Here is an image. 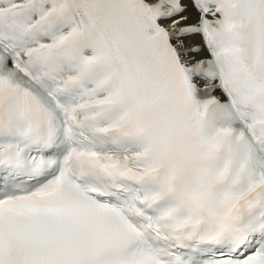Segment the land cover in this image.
Returning a JSON list of instances; mask_svg holds the SVG:
<instances>
[{
  "label": "bare ground",
  "instance_id": "obj_1",
  "mask_svg": "<svg viewBox=\"0 0 264 264\" xmlns=\"http://www.w3.org/2000/svg\"><path fill=\"white\" fill-rule=\"evenodd\" d=\"M189 40H184L181 44L184 46V44L188 43Z\"/></svg>",
  "mask_w": 264,
  "mask_h": 264
}]
</instances>
